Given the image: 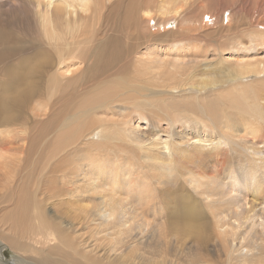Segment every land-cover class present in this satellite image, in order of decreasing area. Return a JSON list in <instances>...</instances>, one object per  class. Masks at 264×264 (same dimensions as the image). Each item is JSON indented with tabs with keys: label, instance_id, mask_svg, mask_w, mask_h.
<instances>
[{
	"label": "bare ground",
	"instance_id": "1",
	"mask_svg": "<svg viewBox=\"0 0 264 264\" xmlns=\"http://www.w3.org/2000/svg\"><path fill=\"white\" fill-rule=\"evenodd\" d=\"M0 264H264V0H0Z\"/></svg>",
	"mask_w": 264,
	"mask_h": 264
},
{
	"label": "rangeland",
	"instance_id": "2",
	"mask_svg": "<svg viewBox=\"0 0 264 264\" xmlns=\"http://www.w3.org/2000/svg\"><path fill=\"white\" fill-rule=\"evenodd\" d=\"M151 10L153 11H156V8H151ZM228 13H226V16H227ZM153 23V22H152ZM195 47V46H194ZM120 80H118L119 82ZM139 121L135 120V124L137 125ZM142 125H145L144 123ZM33 158H34V154L31 155V160L33 161ZM195 225V228L194 230H197L198 229V226L196 225V223H194ZM193 238H191L192 240ZM4 253H5V257L4 259L7 260V261H14L15 259V253L9 248V247H5L4 249ZM24 260L25 261H29V259L27 257H24Z\"/></svg>",
	"mask_w": 264,
	"mask_h": 264
}]
</instances>
